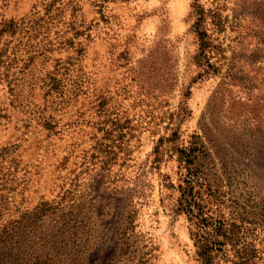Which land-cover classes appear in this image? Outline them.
Listing matches in <instances>:
<instances>
[{"label": "rangeland", "instance_id": "374dc122", "mask_svg": "<svg viewBox=\"0 0 264 264\" xmlns=\"http://www.w3.org/2000/svg\"><path fill=\"white\" fill-rule=\"evenodd\" d=\"M180 149L264 264V0H0V264H203Z\"/></svg>", "mask_w": 264, "mask_h": 264}, {"label": "trees", "instance_id": "16d2710c", "mask_svg": "<svg viewBox=\"0 0 264 264\" xmlns=\"http://www.w3.org/2000/svg\"><path fill=\"white\" fill-rule=\"evenodd\" d=\"M108 1V0H103ZM199 19L195 28L200 41V54L203 58L211 51L209 34L203 27L205 11L199 5L197 9ZM180 160H185L187 173L183 184L180 185L179 209L183 211L192 223V236L197 248V255L203 264H220L221 258L229 256L232 251L234 257L228 259L232 264H249L248 259L241 255L239 247L243 224L239 223L238 217L231 213L228 216L222 208V202L214 201L211 187L203 189L197 186V174L195 156L187 149H180ZM232 215V216H231ZM229 254V255H228ZM228 258V257H227Z\"/></svg>", "mask_w": 264, "mask_h": 264}]
</instances>
